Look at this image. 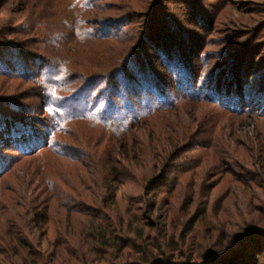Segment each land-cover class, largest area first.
I'll return each instance as SVG.
<instances>
[{
  "label": "trees",
  "instance_id": "obj_1",
  "mask_svg": "<svg viewBox=\"0 0 264 264\" xmlns=\"http://www.w3.org/2000/svg\"><path fill=\"white\" fill-rule=\"evenodd\" d=\"M106 1L109 0H8L5 1L6 6L0 13V37H6L5 43L1 44L5 47L0 46V65L3 64L14 70L15 68L30 69L28 64L30 56L23 50L26 47L24 42L17 40L8 42V37L20 39L40 35L44 40L45 60L39 59V63L37 60L33 62L36 76L31 80L38 86L42 114L46 112L51 121L48 126L42 127L40 121L29 122L8 112L0 113V150L13 148L19 155L31 159L43 155L48 157L52 154L58 159L78 163L84 168L90 167L88 165L94 162L101 167L97 180L101 192L95 191L91 195L83 193L89 191L87 187L96 181L93 174L88 172V175L79 173L81 176L79 189L82 188L84 191L74 188L79 197L75 196L76 201L69 200L67 196H53L59 205L62 204L71 213L76 211L71 210L72 206H78V204L85 206L84 202L88 197L94 199L95 204L87 207L91 208V213L87 211L90 213L88 218L91 221L82 233V235L86 233L84 243L81 244L83 253L77 248V255L71 260H65L62 258L63 251L69 253L71 246L67 240L58 243L54 241L52 244L47 239L44 245L21 238H16L15 241L11 230L8 229L11 235L6 239L8 245L13 244L14 249L20 248L23 252L19 255V264H62L63 262L65 264H117L118 260L129 258L125 252L127 249L140 258L132 263L120 261L119 264H171L166 259V253L162 247L163 241L166 242L168 226L163 216L158 214L161 210L160 194L164 191L171 192L170 189H175V186L183 187V178L192 171L196 173L205 162L211 163V166L213 164L214 168L223 164L222 151L229 148L227 145L231 144L230 142H234L235 135L231 132L226 134L222 129L223 125L234 127L237 119H264V85L261 84L260 79L264 77V73L256 74V78L251 80L253 69L250 67L252 63L249 59L246 61L240 60L243 57L237 60L232 59L231 63L222 68L210 63H202L196 70L192 63L186 62L187 59L179 54L176 60H179L181 64L177 68L170 55L166 53L170 50L165 49L168 38L162 36L158 38L156 29L149 30L153 33V39L144 38L140 34V36L134 35L124 40L123 33L120 34L117 30L113 32L117 23L112 17H105L107 12H112V6L102 5ZM162 9H165L164 6L156 2L151 9V12L155 11V14L150 15L154 18L156 15V18H159ZM15 11L19 13L17 17H13ZM12 25H20V28L14 30ZM20 29L22 32H19ZM88 41L118 43L117 47L109 46L106 53L98 52L96 65L77 66L76 62L70 63L68 59L79 52L78 46L85 45ZM160 41L163 44H156ZM160 45L162 46L159 47ZM150 48L157 52L156 57L159 56L165 68H177L179 74L183 76L173 81L176 86L171 90L167 89L168 83L164 81V76L156 72L145 59L144 51ZM85 53L86 50H82L81 55ZM192 57H197V60L200 58L196 53L192 54ZM41 62L43 63L40 64ZM5 70L7 68L0 72V75L4 74ZM211 76L217 79L208 91L197 90L200 79ZM182 104L193 106L195 110L204 107L205 118L199 120L198 116L193 114L192 123L176 121L175 116L185 108L180 106ZM161 114H168L170 120L159 121ZM168 116L163 118L166 119ZM78 123H86L100 136L110 138L105 143L101 161L95 159V154L88 146L91 140L81 142L72 135L74 125ZM217 129H219L218 132ZM220 130L221 134H219ZM71 139L79 144L82 143L84 149L71 146ZM242 139L253 141L249 134L242 135ZM257 143L259 146L258 144L250 145L249 157L253 162L251 168L256 170L254 173L262 174L264 177V147H262L264 144L260 141ZM245 144L247 145V142ZM193 146L204 149L209 154L206 157L202 154V156L183 159L176 169L177 177L173 179L172 186L167 189L172 181L170 173L175 170L177 164L175 161L182 152ZM143 153L146 157H143ZM211 158L212 160H209ZM229 158L237 165L242 163L236 156L234 158L229 156ZM143 160H151L149 163L151 172L147 174H141L137 170L138 166L141 168L140 166L145 165ZM54 162L56 163L55 159ZM130 165L134 167L137 174L127 172L128 169L132 170ZM119 166L123 169L119 170ZM246 168L250 167L243 166V169L247 171ZM9 171L3 167V163H0V178ZM47 173L49 172L41 171L40 168L34 171L32 176L39 177L45 186L51 187V194H55L57 187H54L52 178L56 174L52 171ZM263 177L260 176L259 179ZM123 181L125 183L129 181L131 185L134 183L135 187L141 190L140 194L129 199L124 190ZM155 189H158V192ZM209 193L205 194L207 197L202 200L195 187L194 192L190 194L192 198L189 206L192 207L195 202L201 207L199 213H195L193 217L189 218L187 215L185 237L190 236L193 241L201 235L199 232L197 235L194 228L208 230L209 235H212L216 225L214 220L218 217L211 216L214 210L212 209V213H209L208 209ZM65 199L68 202L64 201ZM126 202L129 209L125 212L120 204H126ZM136 204L143 205V208H137ZM189 206L187 211L191 210ZM136 211L144 212V214L135 215ZM130 214H133L131 223L125 225L124 219L126 220ZM9 216L16 218L18 215L11 213ZM134 223L137 224L136 231L133 228ZM215 229L217 230V226ZM261 232L262 230L256 227L246 226L238 235L236 241L240 243L238 249L230 251L229 247L224 254L217 248L199 251L200 253L195 252L196 255L192 256V260H199L202 264H224L234 259L232 264H254L243 254L249 249L246 245L249 241L256 250L261 247L258 240ZM154 233L158 235V238H153ZM10 237L11 240H9ZM213 239L214 237L210 236L208 241L211 242L210 248L216 247L212 243ZM241 246L243 252L242 250L238 252ZM48 248L52 249L49 257L43 250ZM0 264L17 263L12 257L3 255L0 258Z\"/></svg>",
  "mask_w": 264,
  "mask_h": 264
},
{
  "label": "rangeland",
  "instance_id": "obj_2",
  "mask_svg": "<svg viewBox=\"0 0 264 264\" xmlns=\"http://www.w3.org/2000/svg\"><path fill=\"white\" fill-rule=\"evenodd\" d=\"M5 1L8 0H0V13H2L3 8L6 6L7 2ZM156 2H159L165 8L162 9V14L159 15V18H156V15L155 18L150 15L153 13L151 9L155 6ZM104 4L109 7L112 6V12H107L105 17L110 16L117 23V27L115 30L113 29V32L117 30L120 34L123 33L125 35L124 40L134 35L140 36V34L144 38L153 39L152 31L149 32L151 29L157 30L158 38L160 36L163 38L167 37L169 41H166L165 49L168 48L170 50L166 51V53L170 55L174 62L173 64L177 68L181 64L179 60H176L179 54L187 59L186 62L192 63L196 70L200 68L202 63H210L215 67L222 68L231 63L232 59L237 60L243 57L240 60L246 61L249 59L250 63H252L250 64V67L253 69L251 80L256 78V74L264 73V0H109L102 3V5ZM103 9L105 8L103 7ZM17 12L13 13V17L18 16L19 13ZM153 14H155V11ZM13 28L14 30H18L20 25H12ZM19 32H22V29ZM4 38L6 37H0V46H3L2 48L5 47L1 45L5 43L6 39ZM16 40L24 42L26 47L23 50L30 56L28 64L31 70L26 68H15L14 70L8 68V66L5 67L3 64L0 65V72L7 68L4 74L0 75V113L8 112V114L29 122L37 120L41 122L42 127H46L51 121H49L46 112L42 114L38 86L31 80L36 76L33 62L37 60V63H39V59L45 60L43 55L46 49L44 40L40 35L20 39L19 37H8V42ZM117 43L115 41L107 43L88 41L87 44L78 46L80 48L79 52H76V55L70 56L68 60L70 63L76 62L77 66L80 64V66L96 65L98 62L97 53L100 51L105 52L109 46H116ZM156 44L163 43L160 41V43ZM82 50H86L85 55H81ZM154 51L151 48L150 50H145V59L156 72L164 76V81L168 83L167 89L171 90L176 86L173 81L178 80L179 76L181 78L183 76L179 74L177 68H165L159 56L158 58L156 57L157 52L155 51V53ZM194 53H196L198 58L200 56L199 60H197V57L191 58ZM210 73H208L209 76ZM24 76L27 78L25 79ZM216 79L217 77L212 76L200 79L201 82L197 90L204 89L203 91L207 92ZM260 79L261 84L264 85V77ZM180 106L185 108L182 109L180 114L178 113L175 116L176 121L192 123L193 114H196L195 116H198L199 120L205 118L204 113L206 111L203 109L204 107L195 110V107L187 104ZM16 111L20 112L17 113ZM166 116L168 114H161L159 121L161 119L170 120L168 119L169 116L166 119L163 118ZM170 118L172 117L170 116ZM236 122L237 124L234 127L223 125L222 128L226 134H230V132L235 133L233 137L234 142H230L231 144L227 143L229 148L223 150L222 156L220 155L223 160L222 165L214 168L212 167L213 164L211 166V163L207 164L205 162V164H202L197 169L196 173L192 171L183 178V187L175 186V189H170L171 192L164 191L159 196L161 210L160 213L158 211V214L163 216L168 226L166 242L163 241L162 247L164 248V253H166V259L171 264H202L199 260H192V256L196 255L195 252L206 251L208 249L215 250L217 248V250H220L224 254V252L228 251L229 247L230 251L238 249L240 245V243H236L238 235L242 233L246 226H253L262 230L258 239L261 247L256 250L252 242L247 241L246 245H248L249 249L243 255L246 256L248 261L254 262V264H264V177L262 174L254 173L256 170L251 168L253 162L249 157L251 155V144H253L251 146H254L259 141L262 142L261 144H264V119L251 120L244 118L237 119ZM89 127L86 123H78L74 125L72 135L81 140V142L91 140L88 146L91 147V150L95 154V159L101 161V156L106 147L105 143L110 138L100 136L95 129L93 130ZM221 133L222 131L220 130L219 134ZM245 134H249L253 141L243 140L242 135ZM197 138H201V136H197ZM72 140H70L71 146H78L80 149H84L82 143L79 144L77 141ZM245 142H247V145ZM202 154L206 157L209 153L204 149H199L197 146H193L182 152L178 160L175 161L177 164L174 163L176 164L175 170L170 173L172 181L167 189L172 186L173 179L177 177L176 169L180 166L183 159L202 156ZM229 156L233 158L236 156L242 163L237 165L236 162L230 161ZM0 157H2L0 160L3 163V167L10 170L5 176L0 178V258L3 255L9 256L13 258L14 262L19 264V255L23 253L20 248L14 249L13 244V246L8 245L6 239H8V236H11L8 233V229L11 230L10 232H12L15 241L16 238H21L33 241L35 244L42 243L44 245L47 239L52 244H54V241L58 243L67 240V243L69 242L71 246L69 253L63 251L62 258L65 260H71L73 256H76L77 248L83 253L84 249L81 244L84 243L86 233L83 235L82 233L84 232L83 230L88 228L91 221L88 218L91 208L87 207L95 204L94 199H89L88 197L84 202L85 206H79V204L78 206H72L73 209L71 210L76 211L71 213L62 204L59 205L56 201L57 199L54 197H57V195L62 197L67 196L66 198L69 200L76 201L75 196L76 198L79 197L76 195L77 190L74 188H78L81 192L84 191L82 188L79 189L81 187L79 184L81 178L79 173L88 175V172L93 174L96 181L87 187L89 191L83 193L91 195L95 191L101 192V188L97 185L101 167H98L94 162V164H87L90 167L84 168L78 163L58 159L52 154L48 156L49 158L43 155L31 159L19 155L13 148L4 151L0 150ZM143 157H146L145 153H143ZM209 160H212V158ZM150 161L143 162L145 165L140 166L141 168L138 166V172H141V174L149 173L151 168ZM243 166H249L250 168H246L248 169L246 171L243 169ZM40 168L41 171L49 173L52 171V173L56 174L52 178L54 187H57L55 194H51V187L45 186L39 177L36 176L35 178L32 176L34 171ZM130 168L132 170L128 169L127 172L133 175L137 174L132 165H130ZM122 169L119 166V170ZM260 176L263 178L259 179ZM123 183L125 186L124 190L129 199L140 194L141 190L137 186L135 187L134 183L132 185L129 181L127 183L123 181ZM195 187L196 192L200 194L202 200L204 197H207L205 194L210 192L207 198L209 213H212L211 210L213 209L214 211L211 216L216 215L218 219L214 220L216 225L213 228L212 235H209L208 230L194 228L195 233L198 235L199 232L201 235H198L197 240L193 241L190 236L185 237L184 229L187 225V215L189 218L193 217L195 213H199V209L201 208L195 202H193L192 207L189 206L192 198L190 194L194 192ZM155 190L158 192V189ZM195 198L197 199L196 196ZM59 200L61 201V197ZM64 201L67 200L65 199ZM120 205L125 212L126 209H129L127 202ZM23 206L25 207L22 208ZM188 206L189 208L191 207L192 211H187ZM136 207L143 208V205L136 204ZM11 213L18 216L12 218L15 216L10 217ZM137 214H144V212L140 213L136 211L135 215ZM131 216L133 214L127 216L128 218L125 216V225L131 223ZM216 226L217 230L215 229ZM133 228L135 231L138 229L136 223H134ZM153 235V238H158L157 234L154 233ZM210 236L214 237L212 243L216 247H209L211 243L208 242ZM9 240H11V237ZM242 249L243 247L241 246L238 252H241ZM43 250L44 253H47V257L51 255V248ZM125 252L129 258L120 261L132 263L140 258L129 249ZM232 260L234 259L228 260L224 264H232ZM120 261L118 260L117 264ZM62 264L65 263L63 262Z\"/></svg>",
  "mask_w": 264,
  "mask_h": 264
},
{
  "label": "snow or ice",
  "instance_id": "obj_3",
  "mask_svg": "<svg viewBox=\"0 0 264 264\" xmlns=\"http://www.w3.org/2000/svg\"><path fill=\"white\" fill-rule=\"evenodd\" d=\"M0 163H2V161H0Z\"/></svg>",
  "mask_w": 264,
  "mask_h": 264
}]
</instances>
